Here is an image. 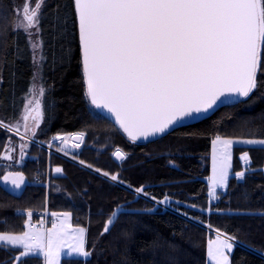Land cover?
Returning <instances> with one entry per match:
<instances>
[{
  "label": "trees",
  "instance_id": "16d2710c",
  "mask_svg": "<svg viewBox=\"0 0 264 264\" xmlns=\"http://www.w3.org/2000/svg\"><path fill=\"white\" fill-rule=\"evenodd\" d=\"M24 3L0 0V121L13 125L21 120L36 76L42 77L45 91L43 119L34 137L59 150L53 137L86 135L78 150L64 151L68 156L30 144V157L14 167L25 175L22 190L0 182V221H7L0 222V231L27 230L23 210L48 208L50 214L71 212L72 224L87 229L92 255L64 256L61 264H209L207 241L220 229L236 237L231 264H264V146H234L232 175L215 200L207 180L214 137L264 139V51L257 87L249 96L159 139L132 141L88 99L73 0H46L38 33L44 57L38 76L33 60L39 49L32 48L34 40L26 32L11 26L13 9ZM9 138L19 140L0 124L1 153ZM117 149L128 154L125 160L115 158ZM245 152L247 165L241 159ZM56 167L63 171L56 173ZM0 169L3 177L11 164ZM240 171L245 172L242 178L235 175ZM37 174L43 178L33 182ZM165 197L167 202L159 203ZM114 211V223L103 233ZM18 251L0 246V264H15ZM22 264H43V258L36 254Z\"/></svg>",
  "mask_w": 264,
  "mask_h": 264
},
{
  "label": "snow or ice",
  "instance_id": "6c2138e0",
  "mask_svg": "<svg viewBox=\"0 0 264 264\" xmlns=\"http://www.w3.org/2000/svg\"><path fill=\"white\" fill-rule=\"evenodd\" d=\"M45 3L46 0H35L30 8L25 0L22 11L14 8L13 29H22L29 38L38 35ZM73 5L88 99L97 108L114 114L132 141L165 133L178 122L207 112L221 97H247L257 87L264 51V0H73ZM3 30L0 28V34ZM31 46L40 49L41 43L33 41ZM43 59L34 53L38 72ZM37 79L42 77H33V91L29 93L33 96L29 104L34 107L26 106L28 114L20 117L26 122L31 116L32 126L18 121L16 125H3L5 129L19 134L23 126L25 134L35 136V128L43 118L42 105L36 97L42 99L45 91L42 84L36 89ZM85 135L83 131L71 134L77 141L71 147L80 148ZM53 140L68 144L61 136ZM234 143L264 145V139L234 141L217 136L212 141V198H216L217 187L227 185ZM24 147L20 146L21 159ZM14 151L15 148L6 149L0 163L12 161ZM113 155L125 160L128 154L117 149ZM241 159L249 162V154L243 153ZM54 171L63 170L56 167ZM235 175L242 178L245 172ZM110 178L117 181L118 175ZM3 180L16 190L25 184L23 172H9ZM136 191L144 194L143 188ZM167 200L165 197L159 203ZM23 211L27 230L0 231V246L19 250L13 257L15 264L36 254L42 256L43 264H61L65 249L69 256L92 255L86 247L87 229L73 226L71 212L51 213L55 219L50 228L44 229L32 224L33 209ZM116 215L115 211L111 214L103 233L109 231ZM0 222L7 224L6 220ZM215 232L216 238L207 241V256L215 264H231L230 250L236 237L220 229Z\"/></svg>",
  "mask_w": 264,
  "mask_h": 264
},
{
  "label": "rangeland",
  "instance_id": "374dc122",
  "mask_svg": "<svg viewBox=\"0 0 264 264\" xmlns=\"http://www.w3.org/2000/svg\"><path fill=\"white\" fill-rule=\"evenodd\" d=\"M22 7L23 6H21V7H19V10L20 11H22ZM29 7L31 8L32 7V5L30 4V2H29ZM32 40H34V41H37V40H39V36L38 35H33L32 36ZM34 53L36 54V51H34ZM38 56L39 55H42L41 54V48L39 49V54H37ZM37 73V76H38V74H39V72L37 71L36 72ZM40 76V75H39ZM41 84H42V82H41V79H37V81H36V89L38 90L39 89V87L41 86ZM42 86H43V84H42ZM32 91H33V89H32ZM31 99H33V96H30L28 99H27V102H26V105H25V111H24V114L23 115H26V114H28L27 112H26V106H27V108L28 109H32L33 107H34V105H30L29 104V100H31ZM36 99H40V103H41V105H42V99L39 97V96H37L36 97ZM42 111H43V105H42ZM35 113L34 112H32L31 113V115H34ZM43 119V118H42ZM42 122V120H40V123ZM19 123L21 124V125H23L24 123H27L28 125H29V127H31L32 126V120H31V116H29V119L25 122L24 120H20L19 121ZM40 123H39V125H40ZM3 124V123H2ZM1 124V125H2ZM17 124V122L15 123V124H13V125H16ZM39 127V126H38ZM38 127H36L35 128V131L37 130V128ZM12 131V130H11ZM13 132V134L14 135H16V136H18L19 138V140H17L16 138L15 139H13V138H9V141H8V144H7V147H6V149H9V148H15V151L14 152H12L11 153V155H13V157H14V159L12 160V161H3L2 163H0V166L2 165V164H4V163H6L7 165L8 164H11V169H9V171L5 174V175H7L9 172H22V171H19V170H17L16 168H14L15 166H17V165H20V164H24L25 163V161H26V159L27 158H29L30 157V153L28 152V150L30 149V144L32 143V142H34V143H38V144H41V145H44V146H46L48 149H49V151L50 152H57V153H60V154H63V155H66V153H64V151H60V150H58V149H56V146H55V148L52 146V145H50V144H46V143H44V142H41V141H39L38 139H36L34 136H32L31 135V132H29V133H27V134H25V129H24V127L23 126H21L20 128H19V134H17V132L16 131H12ZM57 136H61V137H64L65 139H71V134H65V135H57ZM217 137V136H216ZM216 137H214L213 138V140L216 138ZM221 138H223V139H232V140H234V141H238V140H243V139H256V138H239V137H235V138H227V137H222V136H220ZM212 140V141H213ZM62 141L61 140H53L52 139V143H58V144H60ZM21 145H24L25 147H24V149H23V158L21 159V150H20V146ZM236 145H251V146H264V145H260V144H246V143H234L233 145H232V147H231V168L229 169V178H228V181H227V185H228V182H229V179H230V176L232 175V162H233V148H234V146H236ZM217 151L219 152V148H220V145L219 144H217ZM6 149L1 153L0 152V157H2L4 154H5V151H6ZM61 149V148H60ZM212 155H213V144H212V150H211V173H210V175H209V177H211L212 176ZM66 156H68V155H66ZM250 157V156H249ZM250 162V161H249ZM249 162H246L245 164L247 165ZM244 163V162H243ZM1 170V169H0ZM4 175V176H5ZM24 177H25V175H24ZM209 177L207 178V180H208V183H209V186H210V193H211V181L209 180ZM0 182L1 183H3V184H5L9 189H11V190H13V191H16V192H20L21 190H22V188H23V186L24 185H22L21 186V188L19 189V190H16V189H14V187L10 184V182H5L4 180H3V177H0ZM226 185V186H227ZM226 187H223V188H221V187H217V190H216V194L218 193V191L219 190H224ZM212 198V197H211ZM117 213V212H116ZM115 218V217H114ZM113 218V219H114ZM71 223H72V221H71ZM74 226V225H73ZM216 238V236L214 237V238H212V240H214ZM233 249H234V247H233ZM233 249H231L230 250V261H231V254H232V252H233ZM67 249H65V254H63L62 255V257H61V261H62V258L64 257V256H68L66 253H67ZM73 255H76V254H73ZM208 263L209 264H215V262L214 261H211L209 258H208Z\"/></svg>",
  "mask_w": 264,
  "mask_h": 264
},
{
  "label": "water",
  "instance_id": "95a60500",
  "mask_svg": "<svg viewBox=\"0 0 264 264\" xmlns=\"http://www.w3.org/2000/svg\"><path fill=\"white\" fill-rule=\"evenodd\" d=\"M244 98L245 97L238 96V95H231V96H227V97H221V99L219 101H217V103L211 109H209L207 112H202V113L198 114L195 118H186V119L178 122L176 125H174V126L170 127L169 129H167L165 131V133L157 134V135H154V136H148L146 138L145 137H141V138L137 139L136 141L146 142V141H151V140L159 139L161 137H164V136L168 135L169 133L173 132L175 129H177L179 127L186 126V125H190V124H194V123H197V122H199L201 120H204V119L210 117L211 115H213L217 110H219L223 106H225L227 104H230V103H234V102L240 101V100H242ZM93 106L95 107V109L97 111H99L103 115L107 116L109 119H111L113 122H115L119 126L118 122L115 120L114 114L110 113L105 108H97L95 105H93ZM67 140H68V144L66 145L62 141L60 143V148H64L65 151H67V152H73V151L79 149V148L77 149V148L71 147L72 144H74V143L77 142V141H75L74 138H71L70 140L67 139ZM116 159L117 160H120L118 158H116Z\"/></svg>",
  "mask_w": 264,
  "mask_h": 264
},
{
  "label": "built area",
  "instance_id": "2783aa9c",
  "mask_svg": "<svg viewBox=\"0 0 264 264\" xmlns=\"http://www.w3.org/2000/svg\"><path fill=\"white\" fill-rule=\"evenodd\" d=\"M60 174V173H58ZM42 175L41 174H37L35 177H34V180L33 182H38V181H41L42 180ZM46 180L48 181L49 180V171L46 175ZM33 216L34 218H32V224L34 226H37V227H44V228H47L49 227L51 224H52V221L55 219L51 214H50V211L48 210V208H46V210H43V211H35L33 212ZM43 219L45 220L46 222L44 224H41L39 221Z\"/></svg>",
  "mask_w": 264,
  "mask_h": 264
},
{
  "label": "crops",
  "instance_id": "0c3cea01",
  "mask_svg": "<svg viewBox=\"0 0 264 264\" xmlns=\"http://www.w3.org/2000/svg\"><path fill=\"white\" fill-rule=\"evenodd\" d=\"M243 162H244V164L246 163L244 160H243ZM246 165V164H245ZM216 197H217V194H216ZM216 198H211V200H215ZM52 225V224H51ZM51 225L49 226V227H47V228H50L51 227ZM36 227V226H35ZM36 228H44V227H36ZM47 228H44V229H47Z\"/></svg>",
  "mask_w": 264,
  "mask_h": 264
}]
</instances>
